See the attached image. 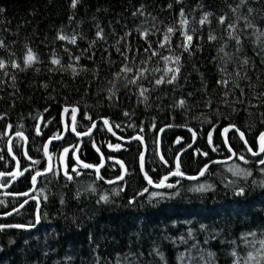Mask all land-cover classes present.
<instances>
[{
	"label": "trees",
	"instance_id": "obj_1",
	"mask_svg": "<svg viewBox=\"0 0 264 264\" xmlns=\"http://www.w3.org/2000/svg\"><path fill=\"white\" fill-rule=\"evenodd\" d=\"M235 3L236 0H182L181 3L176 0H80L73 9L71 0H0V8L4 9L0 13V41L6 44L5 48H0V59L8 65L5 70L17 76L19 89L15 92L7 86L11 83L9 77L0 73V78L7 82L0 91V96L4 97L0 100V116H3L0 119V170L11 164L6 153V138L18 130L28 138L26 148L31 158L39 161L35 165L28 164L30 171L43 169L42 142L60 133V110L72 105L79 109L76 131H84L93 119L103 117L121 136L140 134L145 143L144 169L153 181L175 169L178 154L181 171L185 173L196 172L211 158L225 156L219 131L226 124L239 128L254 149L256 137L264 128V104L254 99L264 92V63H261L255 37L249 32L243 38L244 51L238 54L241 59L249 57L255 65L248 68L250 79L240 81L246 95L240 97L237 89L235 96L229 97L230 101L244 99V104L221 102L222 89L216 84L220 78L219 66L213 57L222 41H207L209 30L224 35L216 18L225 13L231 16L228 4ZM169 4L172 8H168ZM141 6L145 15L133 16ZM249 6L261 10L253 17L256 25L264 28V19H261L264 5L252 3ZM181 8L196 28H200L198 20L203 12L214 14L210 17L211 24L194 35V44L201 45L202 50L192 57L183 54L181 78L175 85L150 90L146 93V101L139 96L138 88H125L122 83L116 95L109 99L111 85L108 82L122 62V57L110 46L125 32H130L126 44L132 51L128 55L135 56L139 64L146 59L143 48L147 45L136 29L154 30L155 25L161 32L150 39L157 41L167 26L178 21ZM97 25L103 28L107 42L97 43L92 59L88 58L91 52L83 54L80 64L89 71L75 79L70 74L48 71L54 51L65 63L68 54L64 47L73 55H81L95 39ZM61 32L82 35L85 39L78 40V46L67 45L56 39ZM181 39L179 35L174 36V45ZM228 43L227 50L234 51L233 42ZM25 46L40 56L41 62L35 66L40 68L39 73L34 68L26 72L11 68L10 61H20ZM106 47L110 48L111 59L115 62L111 65L102 58L108 56L103 51ZM147 66L163 68V62L149 61ZM233 69L234 65H229V71ZM154 75L159 77L161 73ZM151 80L153 77L149 76L142 81L143 87L151 89ZM45 82L49 84L47 89L41 87ZM205 83L206 91L202 90ZM209 98L214 101L211 108L205 106ZM180 99L187 101L191 111L173 107ZM249 100L256 106L249 105ZM126 112L129 115L126 116ZM69 116L64 114L66 124ZM89 116L92 120L86 118ZM37 118L42 125L41 135L36 134ZM9 124L13 127L4 135ZM165 124L188 126L196 133L193 145L180 151L190 142L192 133L179 128L161 132L159 153L168 161L167 165L158 159L155 147L156 132ZM225 135L235 153L233 159L209 165L197 180L169 177L167 183L176 184L177 180L180 183L174 188L156 189L148 186L139 174V140L120 143L100 122L87 137L76 138L67 131L62 139L49 145L53 173L38 177L35 185L40 202L38 225L28 230H0V264H264V244L261 243L264 241V165L259 163L264 153L250 155L234 131L229 130ZM13 141L18 138L14 137ZM112 144L121 147L118 150L110 148ZM64 148H69V153L61 161L59 157ZM13 150L20 156L19 146L14 145ZM240 156L244 160L239 159ZM75 157L93 167L103 164L99 168L103 179H97L96 168L82 167ZM117 161L127 169L124 180L117 179L123 173ZM61 163L64 165L62 172L59 170ZM73 168L80 174L76 175ZM237 168L250 175H234ZM65 169L72 175L71 181L67 180ZM25 176L20 179L23 188L28 186ZM201 184L209 187L205 191H192ZM145 187L149 192L138 195ZM121 188L124 190L120 191ZM240 189L243 194L238 195ZM153 192L163 193V197L150 199ZM101 196H107L108 201H101ZM133 197L135 202L130 204ZM11 201L0 204V208H10ZM10 219L32 222L33 204L26 205Z\"/></svg>",
	"mask_w": 264,
	"mask_h": 264
},
{
	"label": "snow or ice",
	"instance_id": "obj_2",
	"mask_svg": "<svg viewBox=\"0 0 264 264\" xmlns=\"http://www.w3.org/2000/svg\"><path fill=\"white\" fill-rule=\"evenodd\" d=\"M80 2V0H71V7L73 9L76 8L77 4ZM177 3H181L182 0H176ZM252 3H261L264 5V0H236V3L228 4L229 11L231 13V16H229L228 13H225L224 15L218 16L217 24L219 26V29L224 35H217L214 31L209 30L207 35V41L209 43L216 42V41H222L220 46L217 48V55L213 57V60L218 62L219 66V74L220 78L216 81V84L219 86L220 89H222V96H221V102L228 105V104H244V99L236 98L234 100H229V97H234L236 94V90H239L240 97H244L246 95L245 89L241 87L240 81L242 80H249L250 77L248 76V68L249 66L255 67V65L250 61V58L245 56L243 59L240 58L238 55L239 53H242L244 51L243 49V38H246L247 34L250 32L252 36L255 37V43L257 44L259 48V55H261V63H264V28H260L256 25L254 21L253 14L260 12V9H255L251 6H249ZM168 8H172V4L168 5ZM143 6H141V9H137L136 12H133V16L139 15H145L143 12ZM4 9L0 8V13H2ZM214 14L211 12H203L198 20V24L200 25V28H196L193 26L192 21H190L187 17V14L185 13L184 9L181 8L179 11V19L175 24H172L170 26H167L165 30H163L161 36L162 38L157 41H152L150 38L151 36L155 35L157 32H161V30L155 25H153L154 30H150L147 27H144L143 29L137 28L136 31L140 34V39H142L147 45L143 48L144 53H147L146 59L140 60L139 64H137L136 57L135 56H129L128 53L132 51L131 47L126 44L127 37L131 35L130 32H125V34L121 37H119L115 44L111 45L110 48H114L115 52L118 53L122 57L121 66L119 68V71L112 73V80H110L108 83L111 85L110 88H108L109 92V99L114 97L116 95V92L119 90V84L122 83L125 88H128L129 86H135L139 89V96L143 98L144 101L148 99L146 93H148L150 90L155 91L157 88H159L162 85H175L177 81L181 78V70L184 67L182 63V56L183 54H187L188 57H192L195 52L201 51L202 46L199 44H194V35L199 33L204 26L211 24V19ZM234 17V19L232 18ZM69 19H72L71 17ZM155 20V17L152 18ZM261 19H264V16L261 17ZM97 31L95 33V39L91 40L89 42L88 48L83 49L81 52V55H73L71 50L68 47H64V52L68 54V62L65 63V61L57 55V53L54 51L50 57L49 64L51 67L48 68V71L51 73H61V74H70L73 79L79 77L82 73L89 71L88 68L80 64V60L85 52H91L92 55L89 56V59H92L96 52L94 51L96 45L98 42H107V36L104 34L103 28H101L99 25L96 26ZM179 35L182 37L180 43L175 44L173 42V37ZM56 39L59 41L65 42L67 45L72 46H78V40L85 39L84 36L78 35V34H72L67 35L64 33H58L56 36ZM229 41L233 42L234 51H228L229 48ZM122 42H124V46L122 45ZM6 44L3 41H0V48H5ZM26 51L23 54V57L20 61L18 60H11L10 66L12 69L18 71V72H26L28 69H35L37 73L40 72V68L35 67L37 64L41 62L40 56L32 49L27 46ZM110 48H104L103 51L105 53H108L107 57L102 58L105 60L108 64L115 63L111 59V51ZM176 49H179L180 52L178 53ZM165 52L168 54L165 55ZM149 61H156L159 63L160 61L163 62V68L156 67V68H149L148 62ZM229 65H234V69L232 71H229ZM8 67V65L5 63L3 59H0V73H2L3 77H9L11 83L7 86L11 87L15 92H18L19 89L17 87V76L15 74H10L5 69ZM161 73L159 77H155V73ZM149 76L153 77V80L149 81L153 84V87L151 89L143 87L142 81H145L149 78ZM203 80V77H202ZM6 81L2 78H0V91H3V87L6 85ZM178 86V85H177ZM44 89H47L49 87V84L47 82L43 83L41 85ZM207 84L205 83L203 85V89L206 91ZM13 93H10V95ZM191 96L192 93H189ZM4 99V97L0 96V100ZM254 99H257L260 101L261 104H264V92H261L257 94ZM214 101L209 98L205 101V106L211 108ZM249 105L252 107H255L256 105H252L251 101L249 100ZM175 108L180 109H187L188 111H191L187 101L185 99H180L176 101L173 105ZM79 109L75 106L72 107H65L64 113L66 115L70 114L71 117V131L75 133L78 137L82 135H90L92 132V129L96 127L95 121H92L91 127L88 129L85 133H80L76 131V115ZM233 111H236L235 108H233ZM125 115H129L127 112ZM89 120H92V118L86 117ZM197 119L199 117H196ZM0 119H3V116H0ZM104 124L108 127V131H112V125L110 124V121L107 119H104ZM46 127V125H43ZM155 126V125H154ZM12 125H7V130L5 131L4 135H8V132L12 129ZM68 125H65L66 130L68 129ZM117 127H119L117 125ZM231 127H235L234 125ZM239 131V129H236ZM163 131V129H161ZM191 131V129H189ZM229 131L228 128L225 129V133ZM36 134L41 135L42 134V125L37 124L36 126ZM113 135H115V132H113ZM14 136L18 138V141H13L11 138L8 140V154L12 157L13 160L17 163V170L15 172L11 173H5L0 172V179L4 178L5 176L12 177L13 180H15L18 176H23L25 172L30 171L29 168H24L22 171L20 170V163L17 159V156L14 153V145L19 147H24L23 155L26 159L31 161L32 165L38 164L39 161L33 160L31 156L28 153V149L25 147V145L28 142V138L24 135V132L21 130H18L14 133ZM193 136H195V133H193ZM240 137L243 140L244 139V133L240 132ZM62 135H54L53 137L49 138L47 142L43 144V152L44 155L48 158L49 163L48 166L43 171H36L34 175H32L31 180L32 184L35 187L37 183L38 177L46 176L48 173H53V166L51 163V155L49 153V145L52 144L54 140L62 139ZM132 139L139 140L141 143H143V138L141 136L133 137ZM22 141L23 143H19ZM177 143H180V140H177ZM210 143H211V134H210ZM247 143V142H246ZM259 143H260V152H252V149L249 148L248 151L252 152L253 155H260L261 153H264V133L260 134L259 137ZM110 148L113 149H119L121 145H109ZM191 147V145H189ZM215 150V149H214ZM229 152L232 151V149L229 147ZM99 151V149H97ZM69 153V148H64L63 153L59 157L61 161H63L64 157ZM203 155H207L206 153H203ZM235 155V153H233ZM2 159V157H0ZM161 161L167 165L168 161L164 159L163 156L160 157ZM231 159V157H229ZM239 159L244 160L243 156H240ZM77 161L79 163V159L77 157ZM140 167L141 172H144V156L143 153H141L140 156ZM246 162V161H245ZM117 163L120 164L121 169L123 170V173L120 177H118V180H124V176L127 173V169H125L122 162L117 161ZM215 163V161H214ZM259 163L261 165H264V159L260 160ZM103 164L96 167V173H97V179H103L99 175V168L102 167ZM82 167L84 168H91L92 165L83 164ZM208 165L206 164L203 169L200 170L199 176H203L205 172L207 171ZM72 171L76 173V175H79L80 173L73 168ZM65 176L67 180L71 181L73 179L72 175L67 173V170L65 169ZM250 175V173L246 172L245 170L237 168L234 171V175ZM170 176L180 177V178H186L189 180H197L198 176H188L185 177L184 172L181 171V158L178 154L175 160V169L170 171L168 175H165L162 177L159 182H154L153 179L147 174V172H144V179L147 181V184L151 187H154L156 189H163V188H174L176 185L180 183V180L176 181V184L167 183ZM108 183H115L116 181H107ZM0 186H7L0 185ZM207 187L203 184L192 188V191H205L207 190ZM92 191H95V189H91ZM124 189L121 188L120 191H123ZM149 192V188L145 187L138 195H143L144 193ZM119 194V192L115 193ZM238 195L243 194V189H240L237 193ZM23 196H28L29 193L25 192L22 194ZM160 196L163 197V193L160 192H153L150 194V199ZM33 199L35 197H32ZM101 201L107 202L108 197L107 196H101ZM63 202V201H62ZM135 202V197H133L129 203L132 204ZM0 203H3V201H0ZM28 203L27 200L24 201V204ZM24 204H21L20 207L22 208ZM13 211L18 212L19 209H14ZM12 212L6 213V215H12ZM39 221V215L37 216V222ZM35 225H3L0 224V230H3L5 228H26V227H34ZM191 235V233H190ZM254 235V234H250ZM264 244V241L261 242ZM235 255V253H233ZM249 259H251V254H249Z\"/></svg>",
	"mask_w": 264,
	"mask_h": 264
},
{
	"label": "water",
	"instance_id": "obj_3",
	"mask_svg": "<svg viewBox=\"0 0 264 264\" xmlns=\"http://www.w3.org/2000/svg\"><path fill=\"white\" fill-rule=\"evenodd\" d=\"M72 106H73V105H72ZM72 106H67V107H72ZM65 107H66V106H63V107L61 108V110H60L61 131H60V133H59L58 135H62V137H63L64 133L66 132L65 123H64V108H65ZM104 119H105V118H103V117H97V118L93 119L92 121H95V123H96V122H100V123L102 124L104 130H105V131H106V132H107V133H108V134H109L114 140H116V141H118V142H120V143H128V142H130V141L132 140L133 137L141 136L140 134L135 133V134H133V135L125 136V137H124V136H121V135L117 134L113 129H112V131L110 132V131H108V127H107V126L104 124V122H103ZM39 120H40V118H37L36 126H37V124L39 123ZM92 121H91L90 125H89L84 131H80V133H85V132H87L88 129H89V128L91 127V125H92ZM71 124H72V121H71V117H70V118H69V122H68V124H67V125L69 126V127H68V131H69L70 133H72L76 138H82V137H86V136H88V135H82V136L78 137L75 133H73V132L71 131ZM231 126H233V124H226V125L222 126V127L220 128V131H219V132H220V138H221V141H222L223 147H224V149H225L226 155H225V156H217V157H214V158H211V159L207 160V161L204 162V163L198 168V170H197L196 172H194V173H185V172H184L185 177H188V176H198V177H199V172H200V170L203 169L204 166H205L206 164L209 166V165L213 164L214 161H215V163H218V162H227V161L233 159V157L235 156V155H233L234 151L232 150L231 152H229V150H228L230 146H229V144H228V142H227L226 135H225V129H226V128H228L229 130H232V131L235 132L237 138L239 139V141L241 142V144L245 147V149H246V151L248 152V154L253 155L252 152H257V153L260 152L259 137H260V134H261V133H264V128L258 133V135H257V137H256V146H255L254 149H253V148H251V147L249 146L248 143H246L247 141L245 140V138H244L243 140L241 139V137H240V132H242V131H241L239 128H237L235 125H234L235 127H231ZM168 128H179V129H183V130H189V129H191V128L188 127V126H179V125H174V124H165V125L160 126V127L158 128L157 132H156V137H155V147H156V153H157V157H158V159H160V153H159V141H160V134H161V132H162L161 129L165 130V129H168ZM236 129H239V131H237ZM92 131H93V129H92ZM15 132H16V131H15ZM15 132L10 133V134L8 135L7 139H6V152H7V154H8V140H9V138L12 139V137L14 136V133H15ZM77 132H79V131H77ZM113 132H115V135H113ZM190 132L192 133V138H191L190 142H188V144H186V145H185L180 151H183V150H186V149L190 148L189 145H191V146L193 145L194 140H195V138H196V133L193 131V129H191ZM193 133H195V136H193ZM141 137H142V136H141ZM49 138H51V137L46 138V139L44 140L43 144H44L45 142H47V141L49 140ZM142 138H143V137H142ZM59 140H60V139H59ZM54 141H58V140H54ZM139 142H140V141H139ZM43 144H42V148H41V149H42V155H43V158H44V160H45V167H44L43 169L39 170V171H43V170L48 166V163H49L48 158L44 155V152H43ZM230 148H231V147H230ZM249 148L252 149V152H249V151H248ZM21 150H22V154H23V152H24V147H22ZM144 152H145V143H144V140H143V143L140 142V151H139L138 156H137V167H138L139 174L141 175L143 181L147 184V181L144 179V172H146V170L144 169V172H141V167H140V164H141V162H140V156H141V153H143V156H144ZM260 155H262V153H261ZM8 156L12 159V157H11L9 154H8ZM253 156H258V155H253ZM229 157H231V159H229ZM263 158H264V155H262V159H263ZM75 161L78 162L76 157H75ZM14 162H15V167L13 168V170H12L11 172H15V171L17 170V163H16L15 160H14ZM79 164L83 165V164H87V163H85V162L79 160ZM96 167H97V166H96ZM96 167H91V169H95ZM172 170H174V169H170V170H168L167 172L163 173V174L160 175L159 178H158L156 181H154V182H159V180H160L162 177H164L165 175H168L169 172L172 171ZM11 172H7V173H11ZM35 172H36V171H35ZM35 172H33V173L31 174V176H30V187H29L26 191H24V192H19V193H5V195H7V196H11V197H20V196H23V195H18V194H22V193H25V192L29 193V196L26 197V198L24 199V201H25V200H31V199H32V200H34V202H35L34 210H33V221L30 222V223L8 222V223H0V224H3V225H17V224H19V225H25V226H27V225H35L34 227H36V226L38 225L39 221L37 222V216L39 215V210H38V209H39V206H40L39 197H38L36 194H32V195H30V194L32 193V191H33V188H34V186H33V184H32L31 177H32V175L35 174ZM182 172H183V171H182ZM147 174H148V173H147ZM170 177H172V178H179V179H186V178H180V177H175V176H170ZM188 180H189V179H188ZM147 185H148V184H147ZM148 186H150V185H148ZM7 187H8V186H3V187H1V188L6 189ZM150 187H151V186H150ZM152 188H154V187H152ZM3 193H4V192H3ZM1 194H2V193H0V195H1ZM32 197H35V198L33 199ZM24 201H22L20 204H18L17 206L13 207L12 209H10V210H8V211L0 212V218H6V217L10 216V215H6V213H9V212L14 213L15 211H13V210H14V209H19V208H20V205H21V204H24ZM34 227H26V228H18V229L28 230V229H32V228H34ZM9 228H11V227H9Z\"/></svg>",
	"mask_w": 264,
	"mask_h": 264
},
{
	"label": "flooded vegetation",
	"instance_id": "obj_4",
	"mask_svg": "<svg viewBox=\"0 0 264 264\" xmlns=\"http://www.w3.org/2000/svg\"><path fill=\"white\" fill-rule=\"evenodd\" d=\"M69 118H70V116H69ZM94 130V129H93ZM68 131V129L66 130V132ZM65 132V133H66ZM69 132V131H68ZM93 132V131H92ZM91 132V133H92ZM64 133V134H65ZM72 134V133H71ZM91 135V134H90ZM90 135H88V136H90ZM64 136V135H63ZM8 137V136H7ZM15 136H13L12 137V140H13V138H14ZM87 137V136H86ZM7 139V138H6ZM43 142H44V140H43ZM43 142H42V144H43ZM21 144L23 143L22 141L20 142ZM25 147H26V145H25ZM21 148L22 147H20V156L19 155H16L17 156V159L19 160V163H20V170L22 171L24 168H29V166H28V164H30L31 163V161L30 160H28V159H26L25 157H24V155L22 154V150H21ZM41 148H42V146H41ZM7 153V152H6ZM63 153V152H62ZM72 155L74 156L75 154H74V151H72ZM7 156H8V154H7ZM8 160L11 162V164H7V165H5V167L4 168H2L1 170H0V172H5V173H7V172H11L12 170H13V168L15 167V162H14V160L13 159H11L9 156H8ZM51 163H52V166H54L53 165V162H52V160H51ZM44 167H45V165H44ZM43 167V168H44ZM34 171H28V172H25L24 173V175L23 176H18L15 180H13L12 179V177H10V176H5L4 178H2V179H0V185H7L8 187L6 188V189H3V188H1V187H3V186H0V193H2L1 195H0V201H3V203H0V204H6V202H8L9 200H12L11 202H12V206L10 207V208H5L6 206H3L2 207V209L0 208V212H5V211H8V210H10V209H12L13 207H15V206H17L18 204H20L22 201H24V199L26 198V197H28V196H20V197H11V196H7V195H5V193H19V192H24V191H26L29 187H30V176H31V174L33 173ZM25 175H27V181H28V186H27V188H23V187H21V184H20V179H23V178H26V176ZM4 192V193H3ZM32 194H36V191H35V187L33 188V191H32V193L30 194V195H32ZM37 195V194H36ZM38 196V195H37ZM28 201V203H26V204H24V206L23 207H25L26 205H28V204H33V210H34V205H35V202H34V200H27ZM22 207V208H23ZM5 208V209H4ZM21 207L19 208V211L22 209ZM16 213H18V212H14L13 214H16ZM12 214V215H13ZM12 215H10V216H8V217H6V218H0V223H8V222H15V221H11V219H10V217L12 216Z\"/></svg>",
	"mask_w": 264,
	"mask_h": 264
},
{
	"label": "rangeland",
	"instance_id": "obj_5",
	"mask_svg": "<svg viewBox=\"0 0 264 264\" xmlns=\"http://www.w3.org/2000/svg\"><path fill=\"white\" fill-rule=\"evenodd\" d=\"M112 145H117V144H112ZM60 168H59V170L62 172V171H64V165L61 163L60 164V166H59Z\"/></svg>",
	"mask_w": 264,
	"mask_h": 264
},
{
	"label": "bare ground",
	"instance_id": "obj_6",
	"mask_svg": "<svg viewBox=\"0 0 264 264\" xmlns=\"http://www.w3.org/2000/svg\"><path fill=\"white\" fill-rule=\"evenodd\" d=\"M65 114V113H64ZM64 123H65V125H66V122H65V119H64ZM97 123V122H96Z\"/></svg>",
	"mask_w": 264,
	"mask_h": 264
}]
</instances>
